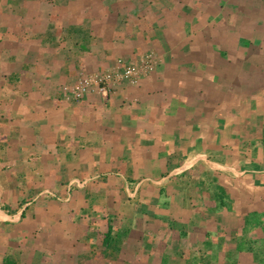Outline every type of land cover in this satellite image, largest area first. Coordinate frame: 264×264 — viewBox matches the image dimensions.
<instances>
[{"label": "crops", "instance_id": "0c3cea01", "mask_svg": "<svg viewBox=\"0 0 264 264\" xmlns=\"http://www.w3.org/2000/svg\"><path fill=\"white\" fill-rule=\"evenodd\" d=\"M182 1L0 0V264H189L169 244L174 232L164 225L189 241L201 233L207 248L197 251L205 257L227 248L210 235L204 242V229L195 225L200 216L215 229L218 214L248 222L264 214V128L220 125L231 115L239 124L237 110L247 118L250 109L243 103L218 116L223 93L214 95L205 76L238 56L250 60L243 53L254 47L252 32L264 44V0H241L237 12L233 0H189L181 18ZM72 25L81 31L61 40ZM209 26L216 35L211 44ZM148 53L159 64L136 85L117 81L104 94L66 99L63 88L79 77ZM236 131L241 140L250 134L263 144L241 171L233 162L242 155L228 151ZM234 171L242 178L233 188ZM193 173L199 185L209 178L206 189L189 188V180L180 187L199 193L198 202L165 212L153 197L157 190L172 175ZM217 186L224 191L220 208L212 206ZM208 190L210 205L202 201ZM109 220L120 233L119 250L101 246ZM245 236L244 244L255 239ZM184 240L177 244L184 247ZM238 255L252 264L249 253Z\"/></svg>", "mask_w": 264, "mask_h": 264}, {"label": "rangeland", "instance_id": "374dc122", "mask_svg": "<svg viewBox=\"0 0 264 264\" xmlns=\"http://www.w3.org/2000/svg\"><path fill=\"white\" fill-rule=\"evenodd\" d=\"M149 21V20H148ZM153 21L156 20H151L149 21L150 23H152ZM246 23V22H245ZM243 23V24H245ZM245 39H241V42H243ZM226 42V40H224ZM249 43L250 45H254L253 48H251L250 50H248L249 54L247 55L248 52H244L243 54H245L247 57H250V60L243 58L240 59L238 57H236V60H238V64H240L241 66L239 67L238 64H236V60H233V62L230 63V67L229 68V72L232 75H229L225 80H223V82L218 83V81H216V77L212 76V74H205V76H208V78L210 79V83L213 85V94L214 95H218L219 93H223L222 96L223 99L230 101L227 96L229 95L227 92H231L232 95L231 96H235V94L238 96V98L241 99H247L248 101L251 100L253 105L251 106V108L256 111V115H254V118L256 120V123L259 125H262L264 123V115H263V108H264V56L263 53L262 55L259 54L260 50L263 49V42H261L259 39H257V37L255 36L254 32H252V34L250 35L249 38ZM213 52L219 54L223 59L227 58V54L226 51H222L218 48H214ZM231 52V51H229ZM234 52V51H233ZM260 55V56H259ZM146 56H150L153 60H155V64L153 66V69L151 70V72L153 70H155L157 68V65L159 64L158 59L156 57H154V55L152 53H148L145 54L142 58H145ZM138 59V61L135 62V64H141V59ZM258 58H262L263 61L259 60ZM224 66H221V68ZM115 67H111L105 71H101V73L110 71V70H114ZM219 72H222L221 69H219ZM99 73H93L91 75L94 74H101ZM227 73V72H226ZM226 73L224 75H226ZM136 85V84H135ZM225 94V95H224ZM249 98V99H248ZM233 101H230V103H232ZM244 102V101H243ZM249 109V108H248ZM246 113H240L239 109L237 110L236 115L239 116V118L237 119V121L239 122V124H234V120L231 116H230V120L227 119H223V121H221L220 125L222 124L225 127L231 126L232 128H237V126L239 125H244V128L246 129H251L250 128V120H248L246 117L244 118V115ZM235 117V116H234ZM233 120V122H232ZM222 126V127H223ZM238 136H236L235 134L230 133V139H231V145L230 147H228V151H233L235 154H237V158H239L238 156H241L240 159L238 160L236 159L233 163L234 168L237 171H241V167L244 168V166L247 165V163H245L246 157L247 159L251 161L253 155L257 156V150L262 149L263 144L261 143V141L257 140L256 138H253V135H247L249 138L251 139H242L241 140V136L237 133V131L235 132ZM259 141V142H258ZM258 142V143H257ZM249 143V144H248ZM257 143V144H256ZM241 153V154H240ZM220 157V155H219ZM256 159H259V157H257ZM241 161V162H238ZM245 161V162H243ZM250 165V164H249ZM186 172V171H185ZM235 175L233 176V178H231L232 180L234 179V182H230L233 184V188L238 186L236 184H239L241 181V176H239V174H237L236 171ZM179 173V172H178ZM182 173V172H181ZM176 175H180L176 174ZM182 175V174H181ZM172 175L170 176L171 178L168 179L167 181V185L171 186V191H176V192H181V199L184 200V202H187V206H191L192 203H197L198 200L196 202H194V196L196 195L199 197V193H196L193 195V193H189L187 191H185V189H183L182 187L178 186V185H182V183H184L185 181L189 182V188H195V190L198 191H202L205 190L207 187V182L209 180V178L205 181L204 185H199L198 183V174L197 176L193 173L190 174V177H185V178H180V176H175ZM150 182V181H149ZM151 183V182H150ZM165 183V180L164 182ZM152 184H156V183H152ZM249 189V188H248ZM250 190V189H249ZM252 191V190H250ZM261 197L264 200V189H262L260 191ZM211 196L210 198H203L202 201L204 202H208L209 205L212 202L211 201ZM223 200V199H222ZM211 201V202H210ZM227 201V200H226ZM225 199L223 200V203L226 202ZM207 203V204H208ZM218 205V206H217ZM212 206L218 207L220 208L221 204L219 202V200L216 202H212ZM190 208V207H188ZM215 211V209H213ZM264 210V208H263ZM217 215V214H216ZM216 217V222L212 223V225L215 226V229L210 228V225L207 221V217L205 220V223L203 224V222H200L201 216L200 218H198V220L195 222V225L197 227H199L200 229H204L205 231H210V237H214L217 240L215 241L216 243H220V245L224 246L227 248V250H223V251H219L218 253H214V255L211 256V253H207L205 254V257L202 256L201 253H199L197 250L202 251L203 249H206L207 247H205L203 245V243H201L200 239L201 238V233H194L196 234V239L193 245V242L190 240H188L187 238H185L184 242L186 245V251H184L187 261L189 264H246L243 262V258H240V256L238 255V251L235 249L236 247V242H238V240L244 235L246 234L245 238H257V237H262L264 236V214L262 213H255L253 215H251L249 217V222L247 219H243L240 216L233 217V221H231L230 219L227 220L224 219L223 217H221L220 214H218ZM238 218H240V220H238ZM247 221V222H246ZM248 223V224H247ZM229 225V226H228ZM224 226H227V228H229V230L223 229ZM249 227V229H248ZM225 228V227H224ZM248 229V230H247ZM248 231V232H247ZM198 232V231H197ZM189 238H192V235H188ZM205 238L204 242H208L210 241L209 238ZM223 241V243L221 242ZM209 243V242H208ZM259 248V249H257ZM213 249V248H212ZM255 249V253H263L264 252V248L260 247L258 244H255L254 246ZM221 253H226L229 256L227 257H222ZM240 258V263L238 262L239 258ZM249 260H251V258H249Z\"/></svg>", "mask_w": 264, "mask_h": 264}, {"label": "trees", "instance_id": "16d2710c", "mask_svg": "<svg viewBox=\"0 0 264 264\" xmlns=\"http://www.w3.org/2000/svg\"><path fill=\"white\" fill-rule=\"evenodd\" d=\"M240 2H241V0H233V6L236 8V12H237V8H238ZM188 4H189V0H185V2L182 1L180 3V7L181 8H177V9H181V10H179L178 12H176V14L179 17H180V14H181V18H182V14H184L185 16L188 15V13L190 11V9L188 8L189 7ZM174 8H175V6H174ZM262 11H264V10H262ZM236 12H235V15H236ZM243 18H244V16H241L240 18H233L232 19V23H236L237 24ZM249 18L251 20V19H254V18H257V17H249ZM199 20H201V19H199ZM168 22H175V23H177V20L176 19H174V20L169 19ZM168 24H171V23H168ZM209 25H210V23H209ZM211 27L209 26L208 29H207L208 30V33H209V36H208L207 40L210 41V44H211V42H215L214 40H216V35H215L214 31H212L214 28H211ZM68 28L69 29L66 30V32H67L68 35H63L62 34L61 40H64L66 36H69L70 35V33L72 34V33H77V32H80L81 31V29H79L76 25H72V26H70ZM234 29H236V27ZM249 32H251V26L249 27ZM231 34H233V36L231 37V39H232L233 42H235V37L237 35H235V32L232 30V28H231ZM83 36L85 38L86 35H83ZM234 53L236 54V56L238 54H240L239 50H236V52H234ZM262 53H263V56H264V44H263V49L260 50L259 54L262 55ZM224 67H225V69H224ZM224 67H222V68L220 67V69L222 70V72H223V70L225 71V73L227 72L226 73V76L228 77L229 75H231L230 72L228 71L229 68H231V67L226 62L224 63ZM222 72H216V73L213 74L214 76L217 77V81H219V82H220V80L218 78H220L222 75H224V73H222ZM229 100L230 101H233V102L230 104L229 102L225 101L222 98V95H220V97H218V101L220 102L218 104V106H217V109H218V112H219L218 116L222 115L223 114L222 112H227L226 111L227 108H231V110H233L231 112H234L236 110V108L240 104L245 103L247 105V107L250 109L249 113H247L248 120L251 119L250 120V124H251L250 125V128L251 129H254L256 126L259 125V124L256 123V120L254 118V115H256V111H254L251 108V106L253 105V103H252L251 100L245 101L246 99L244 100V99L238 98V96L236 94H235V96L230 97ZM243 100H244V102H242ZM261 126H263V128H264V123ZM178 186H180V185H178ZM171 188H172L171 186H168L167 184H165V188L160 187L157 190V193L154 196L153 195H149V197L153 196L155 200L163 201V204H164L163 206H164L165 212H166V210H169V205H175V206H177V208H182L183 205L185 204L184 200L181 199V195H182L181 192H179V194L173 193L174 191H171ZM216 188L218 190H217V193H216L215 196H216V198L218 200H221L222 196L224 195V191H223L222 187H220V186H217ZM209 192L210 191L208 190V191H206L204 193V197L205 198H210V193ZM165 207H168V208H165ZM188 216L189 215H187L186 219H188ZM199 216L200 215H195V220ZM109 217L112 219L113 215H109ZM181 220H183V219H181ZM107 225H108L107 232L103 235V239L101 241V246L104 249H117V250H119L120 249V247H119L120 246V243H119V237H120L119 235H120V233H119L118 230H116L114 228V226L112 224H110V220L107 222ZM164 226L167 227L172 233L174 232L173 233V236L170 237V240H169L170 243L169 244L171 245V247L173 249L179 250L180 253L182 254V255H180V259H183L184 261L186 260L185 262L188 263V261H187V258L188 257H186V255H183L184 254V251H186L185 250L186 249V245L184 247L181 246L182 247L181 248L177 244V242H179V241L183 240L184 238H186V236H187L186 233L184 231L183 232L181 231L180 233H178L175 228H172V226H171L170 223H168V225H164ZM113 233H115L116 237L112 235ZM205 235H207V237H208L210 235V231H205ZM194 237H195V235H193L191 241L193 242V245H196V244H194V242H195V238ZM258 238H259V244L257 243V240L258 239H256V238L253 239L254 241L251 240L250 243H246V244L242 243V240H238V242H236L237 244H236L235 249L238 252L245 251V252L249 253L251 255L252 264H264V252L263 253H255L256 251L254 249L255 244H258L260 247H263L264 248V236L258 237ZM172 243H174V245H172ZM206 243H208V242L206 241ZM257 249H259V248H257ZM183 256H185V257H183ZM164 259L166 261V257ZM164 259H162V260H164Z\"/></svg>", "mask_w": 264, "mask_h": 264}, {"label": "built area", "instance_id": "2783aa9c", "mask_svg": "<svg viewBox=\"0 0 264 264\" xmlns=\"http://www.w3.org/2000/svg\"><path fill=\"white\" fill-rule=\"evenodd\" d=\"M118 66L101 74L83 75L70 87L63 88V93L67 100L75 102L81 101L87 93L96 91L106 93L113 82L126 81L131 85L138 83L142 76L150 73L155 64L150 56L141 59V64L122 63L118 61Z\"/></svg>", "mask_w": 264, "mask_h": 264}]
</instances>
